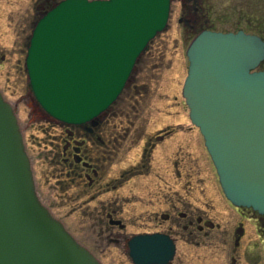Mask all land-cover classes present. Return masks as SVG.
<instances>
[{"label": "water", "instance_id": "obj_1", "mask_svg": "<svg viewBox=\"0 0 264 264\" xmlns=\"http://www.w3.org/2000/svg\"><path fill=\"white\" fill-rule=\"evenodd\" d=\"M48 2L49 0H45ZM170 0H61L36 21L24 66L52 118L95 124L118 98ZM181 96L225 198L264 216V42L242 30H202L188 45ZM18 119L0 93V264H100L41 204ZM133 264H169L165 235L128 243Z\"/></svg>", "mask_w": 264, "mask_h": 264}, {"label": "rangeland", "instance_id": "obj_2", "mask_svg": "<svg viewBox=\"0 0 264 264\" xmlns=\"http://www.w3.org/2000/svg\"><path fill=\"white\" fill-rule=\"evenodd\" d=\"M42 1L0 0V92L15 110L23 134L25 151L33 170L36 192L42 204L101 264H131L124 243H99L100 227L94 224L90 216V211L98 205L97 201L79 209L80 202H64L61 191L54 186L53 180L49 179L47 182L46 176L52 162L45 157L49 155L53 141L47 122L53 119L37 104L24 69L32 26L41 15L40 10L36 11V7ZM208 26L221 32H235L241 29L247 33H262L264 0H170L165 29L149 43L135 65L124 91L104 117L109 128L117 129L121 134L129 129L130 136L132 132L136 133L134 141L129 144V152H122L113 160L111 173L139 158L141 143L137 145L134 142L140 132L144 135L155 133L169 126L174 130V134L162 142L153 153V171L161 176L163 182L172 185L174 181L171 161L176 157L181 171L190 168L193 172V187H198L194 184L196 176L203 180L199 187L205 190L206 186L213 194L214 189L219 190L216 174L205 154L203 140L198 130L190 126L188 110L181 97V87L188 66L186 48L198 31ZM172 145L175 148L171 152L168 146ZM154 181L152 174L140 177L125 183L117 193L100 198L104 200L106 197L118 196L119 206L116 210L127 224L126 236L140 232L147 225H143L139 215L142 206L132 200L121 204V197L126 194H134V197H137L141 195L143 187H153ZM177 187H180V184ZM196 197L194 200L198 201ZM222 220L225 221V218ZM244 223L247 238L256 243L249 253L252 251L253 257L254 254L256 256L252 259L248 254L247 263L242 258L241 263H255L257 255L262 258L263 244L254 223ZM118 232L115 228L114 233ZM246 243L249 242L244 238L242 248L237 253L240 256ZM228 248H231V244H221L219 241L206 249L204 246L179 243L178 253L183 255L184 264H232Z\"/></svg>", "mask_w": 264, "mask_h": 264}, {"label": "flooded vegetation", "instance_id": "obj_3", "mask_svg": "<svg viewBox=\"0 0 264 264\" xmlns=\"http://www.w3.org/2000/svg\"><path fill=\"white\" fill-rule=\"evenodd\" d=\"M52 4L53 2L43 1L38 6L40 13L50 8ZM205 29L211 28L208 26ZM262 39L264 40V35ZM106 113L99 116L95 124L71 125L54 119L50 121L52 123L47 122L48 129L52 131L53 141L49 155L45 157L52 162L46 176L47 182L49 179L53 180L54 186L61 191L64 202H80L79 209L87 207L92 202H98L94 210L90 211V216L94 224L100 227L99 243L114 245L124 243L127 248L128 241L134 236L165 235L174 246L173 258L169 264H184L183 255L178 253L179 243L187 246H204L206 249L219 241L221 244H231L228 252L232 264H242L241 258L247 263L248 254L252 259L256 256L254 254L253 257L252 251L249 253L256 243L246 236L244 222H247L251 225L254 223L263 244L262 258L257 255L255 263L250 261L248 263L264 264V216L250 208L233 206L226 200L220 188L214 189V194L206 186L204 190L199 187L203 183L199 177L195 176L194 183L198 187H193L191 182L193 172L190 168L181 171L176 157L171 161L174 181L172 185L163 182L161 176L153 171L151 165L153 153L170 137V130L162 129L145 135L140 132L134 142L137 145L141 143L139 158L126 163L119 171L111 173L113 160L120 153L129 152L131 148L129 144L134 141L136 133L132 132L130 136L129 129L121 134L117 129L109 128L104 119ZM168 147L171 152L175 148L173 145ZM205 154L207 155L206 151ZM207 158L210 160L208 155ZM151 174L155 180L153 187H143L141 195L137 197H134V194H126L120 199L121 204H127L131 200L137 201L136 203L143 208L139 213L143 225H147L140 232L126 236L127 224L116 210L119 206L118 196L106 197L104 200L100 198L117 193L131 180ZM178 184L180 187H177ZM195 196L198 201L194 200ZM149 207L150 209H147ZM115 228L119 230L118 233H114ZM244 238L249 243H246L240 256L237 253L242 248Z\"/></svg>", "mask_w": 264, "mask_h": 264}, {"label": "trees", "instance_id": "obj_4", "mask_svg": "<svg viewBox=\"0 0 264 264\" xmlns=\"http://www.w3.org/2000/svg\"><path fill=\"white\" fill-rule=\"evenodd\" d=\"M170 132H171V130H170Z\"/></svg>", "mask_w": 264, "mask_h": 264}]
</instances>
